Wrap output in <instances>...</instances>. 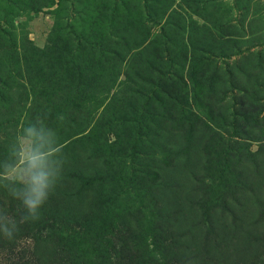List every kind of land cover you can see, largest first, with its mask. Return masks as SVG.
<instances>
[{
  "label": "rangeland",
  "instance_id": "374dc122",
  "mask_svg": "<svg viewBox=\"0 0 264 264\" xmlns=\"http://www.w3.org/2000/svg\"><path fill=\"white\" fill-rule=\"evenodd\" d=\"M0 223V264H264V0H0Z\"/></svg>",
  "mask_w": 264,
  "mask_h": 264
},
{
  "label": "clouds",
  "instance_id": "9594fccd",
  "mask_svg": "<svg viewBox=\"0 0 264 264\" xmlns=\"http://www.w3.org/2000/svg\"><path fill=\"white\" fill-rule=\"evenodd\" d=\"M55 187L56 183L53 173L48 169L46 157L33 154L29 160L28 188L23 193L21 201L30 214V219L39 218L40 209ZM0 232L9 238L13 234L10 227L4 223H0Z\"/></svg>",
  "mask_w": 264,
  "mask_h": 264
}]
</instances>
